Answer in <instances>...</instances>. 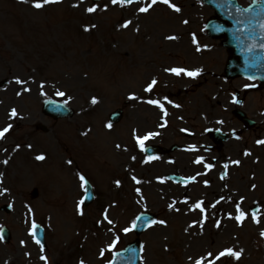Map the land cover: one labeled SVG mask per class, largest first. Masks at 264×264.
<instances>
[{
    "label": "rangeland",
    "instance_id": "374dc122",
    "mask_svg": "<svg viewBox=\"0 0 264 264\" xmlns=\"http://www.w3.org/2000/svg\"><path fill=\"white\" fill-rule=\"evenodd\" d=\"M170 1L181 9L174 18L171 9L164 4H157L147 14H142L138 9L145 6L144 3L120 7L111 0L99 4L89 0L82 3L81 0H63L36 10L31 4L38 0L28 3L0 0V80L10 79L8 86L0 85V130L9 125L8 110L15 109L17 116H25L29 122L22 125L16 121L12 131L0 140V162L8 160L6 165L0 163V189L6 190L5 195H0V228L7 225L13 235L8 245L0 240V264H44L41 255L47 257L48 264H81L77 259L83 260V264H109L114 252L135 239L133 230L125 234L124 229L132 227L136 215L145 211L156 213L164 224H156L142 236L141 264H195L209 253L214 258L228 248L242 250L240 260L225 257L217 264H264V237L261 236L264 232V146L253 147L254 154L261 158L258 164L253 163L249 155L241 157L239 151L232 154L234 167L230 168L227 189L236 190L237 196L245 199L240 208L247 219L242 226L234 219L195 221L197 224L192 226L194 221L184 217L183 200L177 197L180 192H174L164 175L174 169V163L161 162L162 167H139L137 163L136 177L128 178L118 168L123 159L118 156L115 143L123 128L121 125L108 128L107 115L126 100L120 94L121 85L123 90H128L124 94L135 89L127 86L134 81L132 59L135 62L140 57L158 54L161 48L179 46L175 42L162 44L160 40V36L176 30L174 20L184 19V0ZM74 4L79 6L73 7ZM92 6H97V11L87 13L86 9ZM129 20L132 23L123 28ZM200 20L201 16H197L192 21V30L201 29ZM86 27L90 29L87 32ZM143 27L144 32L155 37L149 47L144 43L132 44L131 36ZM157 28L162 29L159 38ZM193 36L203 47L200 53L196 51ZM226 57L219 42L209 39L201 30L184 34V69L199 70L205 75L192 82L184 76L189 101L195 102L199 109L213 92L211 74L223 72ZM147 60L140 59L146 71L148 66L144 61ZM17 79L24 83L16 84ZM31 86L33 92L24 91ZM58 92L65 95L59 96ZM48 96L63 98L76 114L73 119L56 123L43 119L50 131L42 133L33 128L32 119H41L40 102ZM92 98L98 103L91 104ZM209 101L212 103V99ZM85 132L87 135L83 134ZM259 132L264 136V127ZM231 147H227L226 156L232 153ZM37 155L46 158L38 161ZM97 163L104 166L99 169ZM181 164L177 162L178 170L184 169ZM184 164L192 166L188 161ZM251 165L259 169L254 181L244 178H248ZM81 173L90 174L93 178L88 176L89 179L96 180L98 187L94 188L96 202L80 216L77 211L75 215L73 207L83 191ZM108 176L112 177L108 180ZM133 177L141 183H135ZM206 179L204 177L202 182ZM250 183L253 185L249 189ZM201 185L187 191L188 197L195 199L200 195ZM34 188L39 190L38 199L31 196ZM209 190L206 195L210 194ZM255 203L260 205L259 224L251 219V206ZM5 204L12 206L11 213L1 211ZM235 213L236 209L232 217ZM105 215L112 224L104 219ZM66 221L70 227L64 226ZM33 222L46 229L48 247L43 252L29 235ZM117 239L113 248V241Z\"/></svg>",
    "mask_w": 264,
    "mask_h": 264
},
{
    "label": "snow or ice",
    "instance_id": "6c2138e0",
    "mask_svg": "<svg viewBox=\"0 0 264 264\" xmlns=\"http://www.w3.org/2000/svg\"><path fill=\"white\" fill-rule=\"evenodd\" d=\"M20 3H28L29 0H19ZM63 0H38V2H34L31 4V6L33 8H35L36 10H40V9H43L46 5H49V4H60L62 3ZM83 2V0H81V3ZM227 6L230 8L231 7V0H225ZM111 3L113 5H119L120 7H126V6H129V5H132V4H142L144 3L145 6H142V7H139L138 11L139 13H142V14H147L150 9L153 8V6L157 5V4H164L166 5L169 9H171L172 11L176 12V13H179L181 11V9L179 7H177L176 5L172 4L170 2V0H150V2H147V0H111ZM79 5L78 4H74L73 7H78ZM106 10V9H105ZM87 13L89 14H92V13H95L97 11V6H92V7H88L86 9ZM236 11L241 15V16H244L245 14H248L250 19H249V24H251V18H254L255 15L257 14H260V15H264V7H261L259 9V13H254L253 9L251 8H245V9H241V8H237ZM241 21H237V23H240ZM132 22L129 20L127 21L126 23H124L122 25L123 28H128L129 25L131 24ZM185 24L188 23V21H184ZM93 27H95V25H93ZM260 28L261 29H264V19H262L261 23H260ZM90 29L89 28H85L84 31H89ZM167 39L169 40H176L177 37L175 36H169L167 37ZM260 40L261 41H264V35H261L260 37ZM193 43L194 44H197V41H196V38L195 36H193ZM256 49V45L253 44L251 45L249 48H248V51L249 53L253 52L254 50ZM259 49L262 53H264V42L260 43L259 45ZM196 51H201V48L200 46L197 44V47H196ZM166 71H169L170 74L172 75H175L177 77L183 75V76H186V77H189V78H192V79H195L197 78L201 73L199 70H196V71H188L184 68H171V69H168ZM16 84L18 85H22V82L21 80L17 79L15 81ZM157 84V81L155 79H153L151 81V83L147 86V88H145V91L146 92H152L153 90V87ZM43 87V85L41 86ZM24 91L27 92L29 91V89L27 88H24ZM19 95V93H18ZM57 95L59 96H64L65 93L63 92H58ZM129 99H132V100H135L137 99V97L135 96H130ZM98 101L96 98H92L91 100V104L95 105L97 104ZM146 103L150 104V105H153L157 108L160 109L161 112L164 113L165 116L168 115L167 111L164 109V106L163 104H161L159 101H155V100H147ZM233 103H236L235 100H233ZM59 107V106H58ZM173 107H179L178 105H173ZM10 117L11 118H15L17 116V112L15 109H13L10 113H9ZM218 123H222L221 121H218ZM163 126V125H162ZM11 125H8V127H5L3 130H0V140H3L5 138V135L10 131L11 129ZM108 128H111V125H107ZM84 135H87V132L83 133ZM156 135H158V133H150L148 136H145L143 138H139L137 137L136 140H137V144L139 145L140 147V150L141 151H145V141L148 140L150 137H155ZM237 139H239V137H237ZM258 144L260 145H264V140H259L257 141ZM117 147L119 148V145H117ZM187 151H196V149L194 147H190L189 149H186ZM245 155H250V153H245ZM45 156L44 155H37L35 157L36 160L38 161H43L45 160ZM149 159H157V157H150ZM148 161L146 160L145 163H147ZM0 163H3V164H7L8 163V160H4ZM195 163L197 164H201L203 163V160L202 159H197L195 161ZM235 164H239V161H235L234 162ZM204 167L205 168H208L209 170L211 169V166L208 165V164H204ZM225 169H227L228 165H224ZM226 173H225V176H222L221 179H225L226 178ZM133 180L135 181V183L137 184H140L141 181L140 180H137L135 177H133ZM80 181H81V184H80V187L83 188L85 191H87V187H86V181H85V178L83 176H80ZM161 183H164L163 180L160 181ZM189 182H194V178L192 180H190ZM0 183H2V180H0ZM117 186L119 187V182H117ZM137 192L139 193V190H137ZM6 194V190L4 189H0V195H5ZM219 202V201H218ZM242 203V201H241ZM84 204V200H80L78 202V205H77V212L80 214V215H83V211L81 210V205ZM170 209L173 208V205H170L169 206ZM212 207H215V204L212 205ZM199 210L200 213H205V208L203 207V202H198L195 204V206L192 208V211H196V210ZM29 212H31V209H29ZM236 213L237 215L235 217H232V216H229L228 218L229 219H235V221L237 222V224L239 225H243V222L247 219V216H246V213L244 211L241 210L240 208V204L238 203L236 205ZM206 214H205V219H206ZM105 220H107L108 224H112V221L108 219L107 215H105L104 217ZM251 219L254 223L256 224H259L260 223V218H259V209H257L256 211H254L251 215ZM156 224H164V221H161V220H153V221H149L148 222V226L149 227H152ZM203 225L201 224V227ZM37 225L33 222L32 223V226H31V231L29 232V235L33 237V240L34 242L40 246V251L43 252L44 251V246L41 244L40 240L39 239H36V233H37ZM136 227L135 223L132 225V227L130 228H125L124 229V232L125 234H127L128 232H131L134 228ZM216 227L219 228L220 227V223L217 222L216 223ZM261 236L264 237V232L261 233ZM0 240H3V236H0ZM116 243H118V239L116 241H113V244H112V247L114 248ZM24 242L21 241V245L23 246ZM242 256V250L241 251H235L233 250L232 248H228V249H225L224 251H221L219 252L217 255L214 256L213 258V254L212 253H209L207 257L203 258V259H199V260H196L195 261V264H205V260H207V264H217V261H221L222 258H225V257H229V258H233L235 260H240ZM133 257H135V252L133 250ZM40 259L44 261V264H48V261H47V257L44 256V255H41L40 256ZM81 264H83V262L81 261Z\"/></svg>",
    "mask_w": 264,
    "mask_h": 264
},
{
    "label": "water",
    "instance_id": "95a60500",
    "mask_svg": "<svg viewBox=\"0 0 264 264\" xmlns=\"http://www.w3.org/2000/svg\"><path fill=\"white\" fill-rule=\"evenodd\" d=\"M242 26H245L244 28L247 31V23L242 24ZM244 28L237 29L234 32V35L230 38L231 43L228 47L236 56H238L239 60H230L228 65L229 70L235 74H248L264 78V53L260 51L259 47H256L253 52L249 53L248 48L250 45L247 44L245 38L255 37V41H260V36H258L259 30L248 35V32L246 33ZM144 221L145 218H142V222ZM133 250L135 252V249H132L127 252V255L131 256Z\"/></svg>",
    "mask_w": 264,
    "mask_h": 264
},
{
    "label": "flooded vegetation",
    "instance_id": "af4514ba",
    "mask_svg": "<svg viewBox=\"0 0 264 264\" xmlns=\"http://www.w3.org/2000/svg\"><path fill=\"white\" fill-rule=\"evenodd\" d=\"M249 91V89H247L245 92H248ZM245 98H246V96L245 95H243ZM245 98H244V100H245ZM214 119V118H213Z\"/></svg>",
    "mask_w": 264,
    "mask_h": 264
},
{
    "label": "bare ground",
    "instance_id": "6f19581e",
    "mask_svg": "<svg viewBox=\"0 0 264 264\" xmlns=\"http://www.w3.org/2000/svg\"><path fill=\"white\" fill-rule=\"evenodd\" d=\"M206 232H207V230H206Z\"/></svg>",
    "mask_w": 264,
    "mask_h": 264
}]
</instances>
